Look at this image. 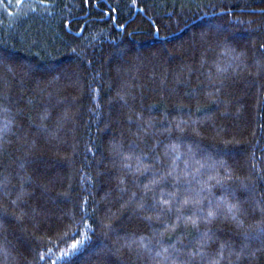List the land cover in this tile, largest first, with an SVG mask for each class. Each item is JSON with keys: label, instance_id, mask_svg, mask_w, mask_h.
I'll return each mask as SVG.
<instances>
[{"label": "trees", "instance_id": "16d2710c", "mask_svg": "<svg viewBox=\"0 0 264 264\" xmlns=\"http://www.w3.org/2000/svg\"><path fill=\"white\" fill-rule=\"evenodd\" d=\"M0 264H264V0H0Z\"/></svg>", "mask_w": 264, "mask_h": 264}, {"label": "snow or ice", "instance_id": "6c2138e0", "mask_svg": "<svg viewBox=\"0 0 264 264\" xmlns=\"http://www.w3.org/2000/svg\"><path fill=\"white\" fill-rule=\"evenodd\" d=\"M210 215H211V213H210Z\"/></svg>", "mask_w": 264, "mask_h": 264}]
</instances>
